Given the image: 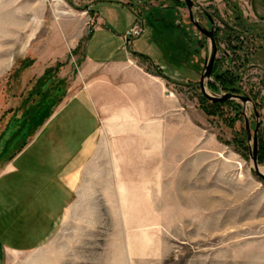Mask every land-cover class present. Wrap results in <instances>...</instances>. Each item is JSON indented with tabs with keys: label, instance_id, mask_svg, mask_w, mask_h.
<instances>
[{
	"label": "rangeland",
	"instance_id": "374dc122",
	"mask_svg": "<svg viewBox=\"0 0 264 264\" xmlns=\"http://www.w3.org/2000/svg\"><path fill=\"white\" fill-rule=\"evenodd\" d=\"M192 1L194 18L209 29L208 14L217 32L212 73L236 72L235 85L255 98L258 118L250 103L243 110L235 102L237 116L235 106L202 94L211 46L190 24L184 0H0V148L16 121L27 133L15 148L25 146L47 104L61 93L51 114L66 97L99 15L118 35L135 15L150 13L140 39L124 47L153 57L138 59L166 79L174 116V132L152 157L138 153L134 139L104 136L75 210L39 250L8 264H264V180L250 173L253 142L245 136L246 117L251 138L260 122L264 142V19L243 1ZM213 80L204 83L208 96L227 94ZM116 161L151 170H125L115 181L105 165ZM257 161L264 174V156Z\"/></svg>",
	"mask_w": 264,
	"mask_h": 264
},
{
	"label": "crops",
	"instance_id": "0c3cea01",
	"mask_svg": "<svg viewBox=\"0 0 264 264\" xmlns=\"http://www.w3.org/2000/svg\"><path fill=\"white\" fill-rule=\"evenodd\" d=\"M237 1L254 12V19H264V0ZM149 15L143 13L139 19L135 15L129 30L140 22L148 27ZM96 22L79 77L51 114L47 112L62 99L61 93L41 112L37 121L45 120L32 140L16 150L17 141L27 133L25 127L17 131L19 123L5 132L0 148V264L39 250L66 214L75 210L78 194L88 189L87 172L104 136L134 139L137 152L148 158L174 132L168 83L162 73L152 72L138 59L153 57L125 49L124 34L129 30L117 35L100 15ZM105 166L115 172V181L125 170H151L149 163L129 166L116 161ZM120 184L117 193L123 195L126 190Z\"/></svg>",
	"mask_w": 264,
	"mask_h": 264
},
{
	"label": "water",
	"instance_id": "95a60500",
	"mask_svg": "<svg viewBox=\"0 0 264 264\" xmlns=\"http://www.w3.org/2000/svg\"><path fill=\"white\" fill-rule=\"evenodd\" d=\"M134 1V0H132ZM187 11H188V17H189V21L190 24L197 29L204 37H206L209 42H210V46H211V54L209 57V60L206 62V65L203 69V74L200 78V82H199V86L200 89L202 91V94L212 100V101H218V102H226V101H232V100H238L240 102H242L243 107L245 108V105L250 103L252 104V101L250 100V98L248 97H244V96H235L232 94H222L219 97H215V98H211L210 96H208V94L206 93L205 90V81H210L211 80V74H212V69L214 66V62L217 56V52H218V48H217V44H216V37H215V33H214V27H213V21L211 19V17L208 16V14L205 13V16L208 17V19L211 22V26L209 29L205 28L203 25H201L195 18H194V8L196 7V5L194 4V2L192 0H184ZM254 107V106H253ZM256 118H258V114L257 112L255 113ZM246 120V130H247V136H248V141L251 140V136L249 133V129H248V121L245 117ZM258 123L256 126V130L258 128ZM255 130V132H256ZM252 142H253V152L251 153V161L253 164V168L250 170V173L258 178H260L261 180H264V174H262L259 171L258 168V161H257V156H258V147H257V138L256 135L254 134L253 138H252Z\"/></svg>",
	"mask_w": 264,
	"mask_h": 264
},
{
	"label": "trees",
	"instance_id": "16d2710c",
	"mask_svg": "<svg viewBox=\"0 0 264 264\" xmlns=\"http://www.w3.org/2000/svg\"><path fill=\"white\" fill-rule=\"evenodd\" d=\"M215 37L217 38V32L215 31ZM236 72H226V75H228V77H225L222 74L219 73H212V76L214 77V82L212 83V86H219L221 91H225L227 94H232V95H246V93L244 91H242V89L239 86L235 85V81L238 79L237 75L235 74ZM255 101V98H254ZM216 103H222V102H216ZM225 104H230L232 106H235V111L237 112V116L240 115V105L239 104H235V102L233 101H226L223 102ZM42 111V110H41ZM17 122L15 123V125L17 126ZM21 124V123H20ZM19 124V125H20ZM18 125V126H19ZM21 127L24 128V124L22 123L20 125ZM258 157L264 156V142L259 140L258 143Z\"/></svg>",
	"mask_w": 264,
	"mask_h": 264
},
{
	"label": "flooded vegetation",
	"instance_id": "af4514ba",
	"mask_svg": "<svg viewBox=\"0 0 264 264\" xmlns=\"http://www.w3.org/2000/svg\"><path fill=\"white\" fill-rule=\"evenodd\" d=\"M208 20V23H209V28H210V26H211V22H210V20L209 19H207ZM214 33H215V30H214ZM214 82V81H213ZM235 96H238V95H235ZM239 96H244V97H248V98H250V100L252 101V107H253V114H254V116L256 117V115H255V113L257 112V105H256V103H255V101H254V97H251V95L249 96L248 94L247 95H239ZM233 102H237L238 100H232ZM240 102V101H239ZM241 105H242V102H241ZM242 109L244 110V107H243V105H242ZM246 109V108H245ZM257 114H258V112H257ZM248 121V120H247ZM257 123L259 124L258 125V128H257V130H256V126H257ZM257 123H255V125H254V130H253V135H252V138H253V136H254V134L256 135V138H257V147H258V143H259V141H258V139H259V133H258V130H259V127H260V122H257ZM248 129H249V133H250V124H249V121H248ZM255 130H256V132H255ZM245 136H246V140H247V143L249 142L248 141V136H247V130H246V120H245ZM250 136H251V134H250ZM251 138V139H252ZM258 150H259V148H258Z\"/></svg>",
	"mask_w": 264,
	"mask_h": 264
},
{
	"label": "built area",
	"instance_id": "2783aa9c",
	"mask_svg": "<svg viewBox=\"0 0 264 264\" xmlns=\"http://www.w3.org/2000/svg\"><path fill=\"white\" fill-rule=\"evenodd\" d=\"M143 28H144L143 23L140 22L133 29H131L127 33H125L124 40L126 41V44H128L132 40L140 37L141 33H143Z\"/></svg>",
	"mask_w": 264,
	"mask_h": 264
},
{
	"label": "bare ground",
	"instance_id": "6f19581e",
	"mask_svg": "<svg viewBox=\"0 0 264 264\" xmlns=\"http://www.w3.org/2000/svg\"><path fill=\"white\" fill-rule=\"evenodd\" d=\"M59 3H60V2L57 3L58 6H59ZM58 9H59V7H58Z\"/></svg>",
	"mask_w": 264,
	"mask_h": 264
}]
</instances>
